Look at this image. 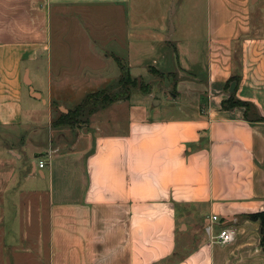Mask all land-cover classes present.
Wrapping results in <instances>:
<instances>
[{"label":"crops","instance_id":"1","mask_svg":"<svg viewBox=\"0 0 264 264\" xmlns=\"http://www.w3.org/2000/svg\"><path fill=\"white\" fill-rule=\"evenodd\" d=\"M167 1L0 0V264H264L250 218L264 213V122L222 108L234 95L264 119V0ZM68 7L123 17L95 66L63 68L59 45L50 64L51 10ZM116 59L148 92L46 143L49 95L111 84ZM23 88L47 105L25 107ZM220 227L233 243L215 242Z\"/></svg>","mask_w":264,"mask_h":264},{"label":"rangeland","instance_id":"2","mask_svg":"<svg viewBox=\"0 0 264 264\" xmlns=\"http://www.w3.org/2000/svg\"><path fill=\"white\" fill-rule=\"evenodd\" d=\"M152 3V0H146ZM176 5V11H178V4L180 0H174ZM168 5H171V1H167ZM154 10L152 11V13ZM153 16V15H152ZM179 13L176 15L172 14V11L166 15L167 20L171 21L178 19ZM150 18V17H149ZM51 20V57L50 64L53 67H56V61L61 53L65 50L68 58L59 59L60 65L63 68L70 69L71 71L77 69L78 66L82 63L87 64L89 66H95V58L90 54L95 53L97 55H101L103 51L104 54H109L106 52L105 45L107 43L103 40L107 38V34L110 33L115 35L118 39L124 37V25H123V17L122 15L111 9L106 7H96V8H83V7H68V8H53L51 10L50 15ZM60 39V40H59ZM103 39V40H102ZM59 40V41H58ZM58 45L61 49L59 51ZM109 47V46H108ZM110 48V47H109ZM63 55V54H61ZM94 55V54H93ZM103 61V59H99ZM98 61V60H97ZM98 64V63H96ZM47 63L43 64L44 69ZM45 72V71H44ZM45 73L41 79V83L39 85H46ZM156 76V75H155ZM159 76V75H157ZM117 80L112 82L109 85H101L98 89H84V91H63V95L61 97H56L51 93L49 95V103L50 105V125L47 126V117L44 119L43 126L45 129L43 130L44 141L48 143L51 141L53 144L58 143L59 141H69L75 135H80L82 132L89 128L91 123L95 119H99L98 115L102 117H106L108 113L111 112L112 109L107 111H99L96 115L89 118V122L80 125L79 127L69 128V127H56L54 122H56L62 114L67 113L69 110H72L76 104H78L82 98L89 94L98 92L101 90H113L116 87ZM95 88V87H92ZM51 92H54V88L51 85ZM30 90L23 88V103L26 107L30 102L33 101L32 98L29 97ZM32 93H36L39 95V98L36 99L39 103H44L43 105H47L46 98H48L45 91L43 94L37 90H32ZM29 94V95H28ZM41 94V95H40ZM136 95V94H135ZM134 95V96H135ZM57 102H64L65 105H59ZM47 120V121H46ZM41 138H37L36 140H40ZM15 160L13 159L11 164L15 166ZM1 163V162H0ZM2 165L0 164V174H2ZM15 167H12V169ZM15 173V171L13 172ZM0 179H2V175H0ZM4 193L3 186L0 184V195ZM1 204V200H0ZM2 236V235H0Z\"/></svg>","mask_w":264,"mask_h":264},{"label":"trees","instance_id":"3","mask_svg":"<svg viewBox=\"0 0 264 264\" xmlns=\"http://www.w3.org/2000/svg\"><path fill=\"white\" fill-rule=\"evenodd\" d=\"M116 62L120 69V76L117 80L116 87L110 91L104 89L85 95L79 104L67 113L62 114L60 118L54 122L56 127L74 128L88 123L89 118L97 112L105 110L118 101L127 100L133 88H139L142 93L148 92L149 88L147 85L137 79L131 78L126 67L117 59ZM231 83H234L235 88H237L239 76L231 77L225 84V89H227ZM237 107L244 109V118L247 121L264 122V119L258 115L255 106L236 99L234 95L229 96L227 100L222 102V108L225 110ZM250 218L260 221L261 247L264 250V213L250 216Z\"/></svg>","mask_w":264,"mask_h":264},{"label":"built area","instance_id":"4","mask_svg":"<svg viewBox=\"0 0 264 264\" xmlns=\"http://www.w3.org/2000/svg\"><path fill=\"white\" fill-rule=\"evenodd\" d=\"M38 167L42 169L44 167L43 162L38 163ZM212 222H219L217 217H212ZM206 231H211L210 228H206ZM236 238V231L230 227H220L219 232L215 238V242L221 246L233 243Z\"/></svg>","mask_w":264,"mask_h":264},{"label":"water","instance_id":"5","mask_svg":"<svg viewBox=\"0 0 264 264\" xmlns=\"http://www.w3.org/2000/svg\"><path fill=\"white\" fill-rule=\"evenodd\" d=\"M30 95L33 97V98H36V99H38L39 98V95L38 94H36V93H32V89H30Z\"/></svg>","mask_w":264,"mask_h":264}]
</instances>
